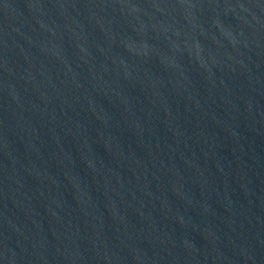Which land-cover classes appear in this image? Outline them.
<instances>
[{
	"label": "water",
	"instance_id": "1",
	"mask_svg": "<svg viewBox=\"0 0 264 264\" xmlns=\"http://www.w3.org/2000/svg\"><path fill=\"white\" fill-rule=\"evenodd\" d=\"M0 264H264V0H0Z\"/></svg>",
	"mask_w": 264,
	"mask_h": 264
}]
</instances>
